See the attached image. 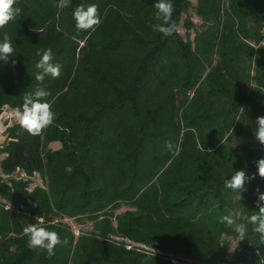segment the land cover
Returning a JSON list of instances; mask_svg holds the SVG:
<instances>
[{
  "label": "trees",
  "instance_id": "obj_1",
  "mask_svg": "<svg viewBox=\"0 0 264 264\" xmlns=\"http://www.w3.org/2000/svg\"><path fill=\"white\" fill-rule=\"evenodd\" d=\"M156 2L13 5L21 12L0 28V40L7 33L14 48L0 60V116L22 111L24 94L40 86L51 93L55 119L38 135L3 120L0 264H259L264 257L249 222L256 189L264 193L255 163L264 145L254 135L264 116V0H171L178 31L167 37L152 28L162 23ZM91 4L101 23L78 30L73 12ZM47 48L61 74L41 83L37 52ZM236 170L256 176L241 200L224 186ZM229 213L247 226L245 240L220 222ZM38 216L68 241L51 257L28 247L23 229ZM72 219L91 223L76 231Z\"/></svg>",
  "mask_w": 264,
  "mask_h": 264
},
{
  "label": "clouds",
  "instance_id": "obj_2",
  "mask_svg": "<svg viewBox=\"0 0 264 264\" xmlns=\"http://www.w3.org/2000/svg\"><path fill=\"white\" fill-rule=\"evenodd\" d=\"M16 0H0V28H3L8 22L13 20L20 12L21 9L13 7ZM71 5V0H58L56 7L63 9ZM156 11V19L162 20V23L152 25L154 31L162 33L165 37L173 35L178 31L177 24L172 21L174 6L171 0H157L153 5ZM76 21V28L78 30L95 29L101 23L98 15L97 5L91 4L87 7L79 5L73 12ZM59 30V26L57 28ZM14 48L12 39L4 33L3 39L0 40V60L7 62L8 57L12 55ZM40 60L36 64L39 70L35 79L38 82H43L47 76L52 78H59L61 74L62 65L53 63L54 55L51 48L40 49L37 52ZM51 95L45 88L37 86L34 92L24 94V102L22 111L16 112V118L22 128L32 135H38L41 131L51 125L55 119V114L52 111L51 102L48 97ZM243 110V109H242ZM244 111V110H243ZM257 129L254 132L256 140L264 145V116L256 118ZM166 147L169 151H173L174 145L171 142H166ZM258 169V174L264 178V158L255 162ZM71 166L66 168V171L71 172ZM256 178L255 174L248 176L245 170H236L231 179L224 181V186L236 192L237 199H242V193L247 191L245 185ZM257 200L256 208L258 211L249 217V222L253 226L252 231L259 234L261 244H264V193L260 192L259 188L256 189ZM238 213H229L220 217V222L226 224L228 227L233 228L238 234L240 241L245 240L247 235V226L243 223H237ZM43 217H36L35 223L28 224L24 229V234L29 237L28 247L31 249H44L47 251L49 257L55 255V248L57 245H67L68 241L65 239L61 241L59 234L56 231L48 230L43 227ZM150 254L155 255L156 250L152 247ZM259 264H264V257L261 258Z\"/></svg>",
  "mask_w": 264,
  "mask_h": 264
},
{
  "label": "rangeland",
  "instance_id": "obj_3",
  "mask_svg": "<svg viewBox=\"0 0 264 264\" xmlns=\"http://www.w3.org/2000/svg\"><path fill=\"white\" fill-rule=\"evenodd\" d=\"M183 28H181V31L183 32ZM4 113V116H8V117H13L12 119H17L16 118V115H15V113H13V112H10V111H4L3 112ZM2 113V114H3ZM7 114V115H6ZM3 116V117H4ZM1 140H4V138H1ZM59 144L58 143H56V144H52V146L53 147H57ZM126 208V206L124 205L122 208H120L118 211H121V210H123V209H125ZM91 223V221H87V222H85V223H81L80 221H77V220H71V224H72V226H73V228L76 230V231H79V229H81V228H83L84 226H86L87 227V225H89ZM235 244H236V241H233V244H232V247H231V249H233L234 248V246H235Z\"/></svg>",
  "mask_w": 264,
  "mask_h": 264
},
{
  "label": "crops",
  "instance_id": "obj_4",
  "mask_svg": "<svg viewBox=\"0 0 264 264\" xmlns=\"http://www.w3.org/2000/svg\"><path fill=\"white\" fill-rule=\"evenodd\" d=\"M4 113L0 116V145H2V143L4 142V140L6 139L7 133L5 130V124L3 120H6V116H4ZM1 138H4V140H1Z\"/></svg>",
  "mask_w": 264,
  "mask_h": 264
},
{
  "label": "built area",
  "instance_id": "obj_5",
  "mask_svg": "<svg viewBox=\"0 0 264 264\" xmlns=\"http://www.w3.org/2000/svg\"><path fill=\"white\" fill-rule=\"evenodd\" d=\"M21 175H25V173H24V172H22V173H21Z\"/></svg>",
  "mask_w": 264,
  "mask_h": 264
}]
</instances>
